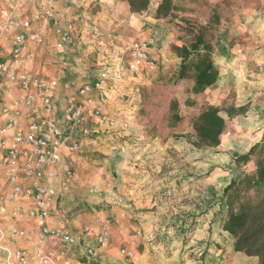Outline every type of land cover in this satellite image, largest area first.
<instances>
[{
    "label": "crops",
    "instance_id": "0c3cea01",
    "mask_svg": "<svg viewBox=\"0 0 264 264\" xmlns=\"http://www.w3.org/2000/svg\"><path fill=\"white\" fill-rule=\"evenodd\" d=\"M94 1L88 0L74 11L70 8L71 0H60L59 13L78 19L76 10ZM224 1L234 3L237 0H215L214 6L223 5ZM241 6L240 13L225 19L215 42L214 60L219 77L197 100L217 104L233 90L231 105L245 107L246 111L233 117L225 110L221 113L227 128L222 143L215 148H195L185 136L190 129L178 127L173 131L181 134L179 138L161 137L149 134L144 126L136 124L133 126L137 136L86 142L75 157L73 192L61 203L60 219L72 233H79L95 216L111 217L112 237L110 247L100 251L95 262L87 258L84 246L76 247V264L118 263L120 248L134 251L139 264H161L172 260L165 256V250H170L173 257L185 264H258L256 257L236 252L234 238L223 229L226 211L223 190L242 172L235 159L247 153L254 144L264 141V0H258L248 8L244 3ZM117 7L120 14L106 16L123 17L121 19L134 37L148 39L152 31L159 28L160 23L153 14L124 13V3ZM86 29L89 33L92 30ZM87 31L78 28L75 41L63 51L54 49L52 37L39 44L34 48V70L58 82L56 102L60 112L67 104L80 101L78 88L84 81L97 76L100 70L109 68L113 73H120L123 75L120 91L133 96L135 108L123 110L121 100L117 98L107 106L111 112L119 111L120 119L128 117L132 121V113L140 99L138 90L134 89L137 82L143 81L135 75L145 72L134 75L126 72L130 46L114 62L101 61L108 50L98 47V67L91 70L89 63L82 61L86 51L83 45L93 42V36ZM164 39L163 45L168 46L170 40ZM172 41L181 44L178 40ZM159 42L160 38L150 47V56L156 60L168 58L174 62V71L177 70L180 58L171 50H165V46L158 49ZM158 69L150 73L158 72ZM144 81L142 84H153L151 78ZM192 85L190 82L185 98L176 94L180 104L185 105L186 99L194 96ZM113 144H118V148L113 149ZM92 151L96 153L89 155ZM91 187L95 193H89ZM137 230L141 231V236H135ZM90 238L95 245L94 236ZM186 249L188 251L184 252ZM163 258L165 260L159 261ZM154 259L158 261L154 262ZM123 263L131 264V261L124 260Z\"/></svg>",
    "mask_w": 264,
    "mask_h": 264
},
{
    "label": "built area",
    "instance_id": "2783aa9c",
    "mask_svg": "<svg viewBox=\"0 0 264 264\" xmlns=\"http://www.w3.org/2000/svg\"><path fill=\"white\" fill-rule=\"evenodd\" d=\"M87 2L71 0L70 8ZM59 5L60 0H0V264H76L78 246L97 261L110 247L112 218L95 216L79 233L60 219L61 203L73 192L75 157L89 140L137 136L130 118L120 119L107 106L124 96L120 73L100 70L78 88L80 101L60 112L58 82L34 70L39 44L52 37L54 49L63 51L75 41L77 19L60 15ZM158 37L154 29L148 39L131 43L126 72H150L170 61L150 56ZM118 255L115 264H139L128 248Z\"/></svg>",
    "mask_w": 264,
    "mask_h": 264
},
{
    "label": "trees",
    "instance_id": "16d2710c",
    "mask_svg": "<svg viewBox=\"0 0 264 264\" xmlns=\"http://www.w3.org/2000/svg\"><path fill=\"white\" fill-rule=\"evenodd\" d=\"M153 0H127L131 13L147 12ZM179 5L175 0H158L154 18L174 24L179 34L170 50L180 58V65L172 74V81L189 80L193 83L185 105L196 106L199 96L213 86L219 77V68L214 60L215 42L223 28L225 19L240 11L239 7L230 14L232 2L212 7L205 21L196 12L201 8L198 0H186ZM189 1V3H188ZM224 6V7H223ZM230 7V8H229ZM181 13L182 15H178ZM181 104L176 99L170 103V127L179 124L183 117ZM230 117L245 112V107L230 105L224 109ZM216 105H207L194 117L192 127L195 140L192 144L199 149L215 148L222 143L227 121ZM239 177L232 178L223 190L225 211L224 231L234 238V250L249 257H256L258 264H264V141L254 144L247 153L235 159ZM245 167V169H244Z\"/></svg>",
    "mask_w": 264,
    "mask_h": 264
},
{
    "label": "rangeland",
    "instance_id": "374dc122",
    "mask_svg": "<svg viewBox=\"0 0 264 264\" xmlns=\"http://www.w3.org/2000/svg\"><path fill=\"white\" fill-rule=\"evenodd\" d=\"M179 5L185 4L187 2L186 0H175ZM201 3V8L199 9L196 7V12L198 15L202 18V20L208 19V17L211 14V8L215 5V0H198ZM212 1V2H211ZM238 1V2H237ZM234 3H232L233 8L231 10H227V12L230 14L231 12H234V9L236 7H239L240 11L242 10L241 3H244L247 8L254 6L258 0H237ZM240 1V2H239ZM125 4V11L129 12V5L127 3V0H114L108 2L107 0H95L93 3H91L89 6H81L76 10V14L78 15V19L76 21L78 28L83 29L85 28V31H87L86 28L90 27V36L93 42L84 44V48L86 49L85 54L82 55V61L88 62L89 67L91 70L97 69V63L99 62L98 53L99 50L98 47L105 48L108 50L105 52L104 56L105 59L101 61H109L114 62L117 58H120V55L122 51H126V49L130 46V44L135 41L139 40L137 36H133L130 32V29H127L126 23L124 19H121L123 17H119V19L109 18L106 15H114L119 13L117 5L119 4L122 6V4ZM127 3V4H126ZM189 3V1H188ZM208 3V5H207ZM211 3V4H210ZM82 5V4H80ZM158 6V0H153L150 9L143 13L144 16H149L151 14L155 13V10ZM121 8V7H120ZM230 8V7H229ZM240 11L238 13H240ZM123 13V12H122ZM121 13V15H123ZM120 14V13H119ZM178 15H182L179 13ZM106 16V18H105ZM113 20L111 23L110 20ZM108 22V24H106ZM160 25H158L159 28V47L158 49L164 48L162 42H165V39L167 37V41L170 40L168 43V46H165V50L170 51V47L175 41H172V39L176 40L179 34L174 29V24H170L167 21H158ZM106 24V25H105ZM86 33V32H84ZM101 33V34H98ZM171 34V35H170ZM170 37V38H168ZM181 45V44H179ZM119 48V49H116ZM161 61V60H160ZM125 62V61H124ZM125 62V68L127 69ZM164 70V72H163ZM176 71V70H175ZM174 72V62L170 60V62L166 64H161L159 66L158 72H155L151 74L149 72V75H146V72L142 75H135L137 78L143 79L142 82H137L135 89L138 90L137 94H139L140 99L137 103V108L133 115V119L131 121L132 127L135 128L133 125H140L144 126L146 128V131H148L149 134L153 135H159L161 137L163 136H174V137H180L181 134H175L173 131H177L178 127H183V129H190L189 132L185 135L189 142L195 140V133L192 127L193 119L197 114L200 112L202 108L209 105L208 101H198L196 103V106L193 108L188 107L187 105H182L180 107V112L183 117V120L177 124L175 127H170V119L172 111L170 109V103L172 100L178 98L176 94L178 93V96L180 95V98H185L186 94L188 93V85L191 81L186 80L184 82L181 81H172V73ZM130 74V73H129ZM152 76H151V75ZM151 78L153 84H142L144 79ZM135 79H132L134 82ZM179 83V84H178ZM183 83V85H182ZM121 85L119 86V88ZM175 94V96H174ZM123 98L121 99V106L123 107V110L129 111L133 110L135 107L133 105V96L129 94L128 92H123ZM234 96L233 90H231L229 96L226 99L220 98L219 103L213 104L222 109V114H224V109L232 104V98ZM202 97V96H201ZM222 99V100H221ZM180 103V102H179ZM194 146V145H193ZM195 147V146H194ZM196 148V147H195ZM199 149V148H198ZM202 149H209V148H202ZM96 151L89 152V155L95 154ZM93 157V156H91ZM170 250H165V256L169 259L161 264H185L180 260H177L178 257H173L171 253H169ZM188 249H186L187 252ZM190 258H193L191 255ZM165 260L159 259V261ZM176 260V261H175ZM158 261V259H154V262ZM186 262V261H184ZM158 263V262H157ZM156 264V263H152ZM160 264V263H158Z\"/></svg>",
    "mask_w": 264,
    "mask_h": 264
}]
</instances>
